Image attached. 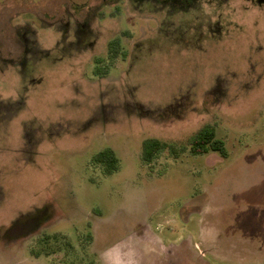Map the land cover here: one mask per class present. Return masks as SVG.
Segmentation results:
<instances>
[{
  "label": "rangeland",
  "instance_id": "rangeland-1",
  "mask_svg": "<svg viewBox=\"0 0 264 264\" xmlns=\"http://www.w3.org/2000/svg\"><path fill=\"white\" fill-rule=\"evenodd\" d=\"M102 1L0 0V264H123L127 246L143 264H264V2L196 0L195 18V0ZM210 124L228 157L192 153ZM148 138L170 145L152 162ZM108 147L110 173L93 160Z\"/></svg>",
  "mask_w": 264,
  "mask_h": 264
},
{
  "label": "trees",
  "instance_id": "trees-1",
  "mask_svg": "<svg viewBox=\"0 0 264 264\" xmlns=\"http://www.w3.org/2000/svg\"><path fill=\"white\" fill-rule=\"evenodd\" d=\"M128 51L125 48L121 37L112 39L109 43V56L112 58L123 56L125 59ZM97 62L102 61L101 57H97ZM169 143L158 138H148L144 141V160L152 162L155 156L162 150L169 147ZM191 151L194 154H205L210 151H218L222 156L228 157L229 150L226 142L217 134L215 125H206L194 137L191 143ZM93 160L96 163L105 165V171L110 173L119 169L120 158L116 151L111 148H105L98 152Z\"/></svg>",
  "mask_w": 264,
  "mask_h": 264
},
{
  "label": "flooded vegetation",
  "instance_id": "flooded-vegetation-1",
  "mask_svg": "<svg viewBox=\"0 0 264 264\" xmlns=\"http://www.w3.org/2000/svg\"><path fill=\"white\" fill-rule=\"evenodd\" d=\"M104 3H108L110 1H113V0H103ZM102 1V2H103ZM259 3H263L264 0H257ZM83 5V4H82ZM85 6H89V3H86L84 4ZM172 6H176V5H172ZM160 7H157V10H161L159 9ZM188 14V16H194L195 18H199L201 17V4L198 3L196 0H195V3H193L192 5H188L186 7H182ZM163 9V8H162ZM163 11L161 14L163 15L164 13V10H161ZM72 14V11H70ZM161 21V24H160V29H165L164 26V17L160 20ZM78 24L80 26H83L84 23H80L79 21H77ZM221 27L220 26H217V29H219V32H221ZM217 29L215 31H217ZM185 32L187 35H192V37H194V39L196 38L197 39V42L200 43L201 40H202V37H203V33H204V29L203 27H193V26H187L186 29H185ZM173 33L174 32H171V35L173 36ZM185 37H186V40H185ZM182 39L183 42H185L186 44H190L192 40H190V37L189 36H184V33L180 36H177V39ZM176 40V39H174ZM200 49V48H199ZM24 59V58H23ZM39 210L38 211H33L32 213H28V214H19L17 215L16 219H13V222L12 224L7 227L8 230L7 232L9 233V238H8V241H7V244L10 243V241L12 239H14L16 236H21L23 238H27L31 235V233H33L34 231H36L38 228H40V226H42L43 223V217L42 215L39 214ZM90 236H92V238L94 239L93 235L91 233H89ZM16 239V238H15ZM171 246L173 249H175V245H169ZM182 253H180L179 255L182 257V264H188L187 263V252L186 250L185 251H181ZM170 254H172V250H168V252L162 256L158 262H160L161 260L165 261V260H168V258L170 257ZM122 251L120 252V257L122 258ZM120 258V259H121ZM143 258L141 257L140 259L138 260H135L133 261L135 264H143ZM175 261V260H174ZM122 262V261H121ZM157 262V263H158ZM156 263V264H157ZM176 264V263H175Z\"/></svg>",
  "mask_w": 264,
  "mask_h": 264
},
{
  "label": "crops",
  "instance_id": "crops-1",
  "mask_svg": "<svg viewBox=\"0 0 264 264\" xmlns=\"http://www.w3.org/2000/svg\"><path fill=\"white\" fill-rule=\"evenodd\" d=\"M163 246H166V245H163ZM127 247H129V246H127ZM127 247H126V249L125 250H122V249H120L121 251H122V257H123V261H122V263L123 264H135L134 262H133V260L131 259V255H130V253L132 254V251H130L129 252V250L127 249ZM166 247H168V245L166 246ZM121 251H118V253L120 254V252ZM126 254H127V256H126ZM135 259H136V257H134ZM116 259V258H115ZM120 259V258H119ZM127 259H129L128 261H127ZM130 262H132V263H130Z\"/></svg>",
  "mask_w": 264,
  "mask_h": 264
}]
</instances>
